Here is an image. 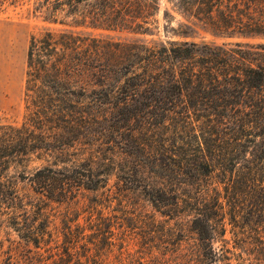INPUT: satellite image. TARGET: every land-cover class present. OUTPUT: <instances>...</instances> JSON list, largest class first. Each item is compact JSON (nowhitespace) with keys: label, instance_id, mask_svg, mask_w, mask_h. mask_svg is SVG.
I'll list each match as a JSON object with an SVG mask.
<instances>
[{"label":"trees","instance_id":"obj_1","mask_svg":"<svg viewBox=\"0 0 264 264\" xmlns=\"http://www.w3.org/2000/svg\"><path fill=\"white\" fill-rule=\"evenodd\" d=\"M170 2L187 20L236 40L146 43L109 35L156 29L159 0L39 2L54 21L90 31L30 37L23 117L0 123V247L14 232L29 246L27 264H105L100 255L114 244V216L96 206L116 198L128 207L124 197L138 190L174 221L170 236L195 240L175 246L167 260L127 252L117 264H209L219 256L230 264L229 250L213 243L226 232V215L236 237L246 233L235 240L237 259L264 264V0ZM255 38L261 41L239 40ZM142 114L154 115L167 164L165 148H138ZM154 166H167V184L143 175ZM24 180L38 196L23 192ZM81 189L95 193L86 225L50 229L42 197L75 210V219ZM86 235V253L78 254ZM11 259L4 264H18Z\"/></svg>","mask_w":264,"mask_h":264},{"label":"rangeland","instance_id":"obj_2","mask_svg":"<svg viewBox=\"0 0 264 264\" xmlns=\"http://www.w3.org/2000/svg\"><path fill=\"white\" fill-rule=\"evenodd\" d=\"M40 1L0 0V123H17L23 117L24 69L30 37L37 36L44 31L55 32L64 29L87 33L90 31L81 27L71 28L58 21H54L44 12L43 8L38 7ZM58 17L61 18V15ZM157 18L158 26L150 33L111 32L109 35L114 38L146 43L187 39L197 42L203 41L211 44H221L236 40L214 34L203 27L201 23L187 20L172 6L170 0H159ZM180 23H185L186 25L179 26ZM239 40L249 42L261 41L256 38ZM154 118L153 114H142V117H140V121L143 124L141 123L142 126L137 131V146L138 148H146V151H150L151 153L155 149L161 152L165 148L163 161L167 164V141L159 140L160 133L151 127L150 122H153ZM146 120L147 122L145 123ZM164 135L167 139V133H164ZM155 163H158V160ZM34 165H38V163H32V166ZM154 171L144 170L143 175L151 177L148 179L164 181L167 184V166L164 170H161L158 166H154ZM114 181L115 176L112 175L108 183V187H112V190H115L112 186ZM18 185L23 188V192L28 196H38L33 193L27 180L19 181ZM93 195H95L94 192L83 189L77 194L75 200L78 203L73 209H77L80 214L75 219L73 218L77 213L75 210L68 211L64 203L59 204L42 197L45 202L44 210L48 214L50 221L49 228L61 230L68 225L72 229L77 226H85L87 212H84V210ZM144 198V193L138 190V192L133 194V198L128 197L125 199L124 197L122 203L128 207H124L116 198L104 200L102 204L96 206V209L101 210L104 215L114 216L112 217L114 226L111 227V230L114 231V238H112L114 244L111 247H105L100 255V258L103 260L102 262L105 264H117L116 260L120 256L121 258H125L127 252L146 259L152 256H162L167 260L172 255L171 249H174L175 246L181 245V247H184L187 243L194 242L193 240L195 239L186 233H176L170 236L171 232L168 229L174 225V221L167 215H161ZM122 206L125 212L121 210L123 209ZM225 227L226 232L224 236H217L213 240L214 246L220 253L225 250L234 253L232 254L229 251L226 253L231 257L230 264H241L242 262L243 264H247V260L242 261V259H237V254L241 250L237 248V243L235 242L237 239H245L246 233L241 230L244 234L239 233L236 237L234 232L239 231V229L238 227L233 228L228 223V215L225 216ZM122 232L125 241L122 244L123 247L120 248L121 240L118 237ZM85 233L87 234L89 231L87 230ZM10 238L12 240L11 244L4 241L2 247H0V264H4L6 257L9 255L12 257V261H16L18 264H27L26 257L29 253L26 251V248L29 246H26L14 232L11 233ZM87 239H89L88 235L78 243L76 247L78 254L86 253L83 245L88 243ZM60 240L61 236L59 234L58 241ZM120 251L124 252V254H121ZM91 253L93 254L95 251L92 250ZM43 254L46 255V252ZM242 257L246 258L248 256L242 253ZM172 258L167 263H170ZM225 261V259L219 256V259L209 264H225Z\"/></svg>","mask_w":264,"mask_h":264}]
</instances>
